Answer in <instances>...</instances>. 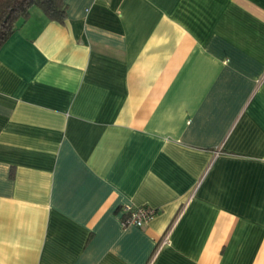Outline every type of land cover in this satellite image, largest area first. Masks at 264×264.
Segmentation results:
<instances>
[{"label": "crops", "instance_id": "obj_1", "mask_svg": "<svg viewBox=\"0 0 264 264\" xmlns=\"http://www.w3.org/2000/svg\"><path fill=\"white\" fill-rule=\"evenodd\" d=\"M64 1L0 47V264H264V0Z\"/></svg>", "mask_w": 264, "mask_h": 264}, {"label": "trees", "instance_id": "obj_2", "mask_svg": "<svg viewBox=\"0 0 264 264\" xmlns=\"http://www.w3.org/2000/svg\"><path fill=\"white\" fill-rule=\"evenodd\" d=\"M33 7L50 20L63 23L67 15L64 0H0V47L25 21Z\"/></svg>", "mask_w": 264, "mask_h": 264}, {"label": "built area", "instance_id": "obj_3", "mask_svg": "<svg viewBox=\"0 0 264 264\" xmlns=\"http://www.w3.org/2000/svg\"><path fill=\"white\" fill-rule=\"evenodd\" d=\"M125 216L122 218L121 224L123 227L135 226L144 227L150 220L153 219L157 210L148 206H126L123 208ZM171 228L163 236L161 244L163 245L169 241Z\"/></svg>", "mask_w": 264, "mask_h": 264}]
</instances>
